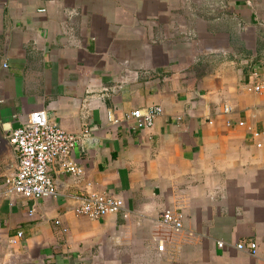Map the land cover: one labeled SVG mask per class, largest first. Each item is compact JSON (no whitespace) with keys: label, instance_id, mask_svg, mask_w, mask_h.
I'll return each instance as SVG.
<instances>
[{"label":"crops","instance_id":"obj_1","mask_svg":"<svg viewBox=\"0 0 264 264\" xmlns=\"http://www.w3.org/2000/svg\"><path fill=\"white\" fill-rule=\"evenodd\" d=\"M263 77L264 0H0V264H264ZM150 106L154 127L133 129ZM40 110L88 130L71 154L84 176L54 167L56 197L9 199V134ZM86 190L119 196L128 219L75 216ZM165 210L182 230L159 255ZM248 242L256 259L235 249Z\"/></svg>","mask_w":264,"mask_h":264},{"label":"built area","instance_id":"obj_2","mask_svg":"<svg viewBox=\"0 0 264 264\" xmlns=\"http://www.w3.org/2000/svg\"><path fill=\"white\" fill-rule=\"evenodd\" d=\"M188 37H192L191 34ZM7 65L4 64L3 68ZM252 78H258L257 73ZM264 78V77H263ZM263 89V83L252 85L247 92L258 94ZM121 91L118 84L112 88H103V94H116ZM229 105H223V113L229 114ZM162 114L160 106H150L132 111L126 118L133 124L135 130H149L154 127L155 120ZM111 120V115H107ZM178 121L180 118L177 119ZM242 126L243 123H239ZM88 130H83L79 135L68 134L54 124L45 110L33 112L28 115L25 122L9 134V143L14 149L18 166L14 173L5 178L4 196L9 199H23L26 201H39L57 196V186L50 176V170L57 167V171L70 175L75 181L84 176V171L72 159L71 154L77 147H82ZM260 147V146H258ZM86 189L89 185H86ZM70 199L75 203L73 214L98 220L107 215H120L128 219L130 213L124 201L111 193H95L88 190L75 194ZM32 212V211H31ZM152 227L154 234L152 241L157 245V252L161 255L165 246L170 244L174 235L182 230V216L178 212L165 210L157 217ZM23 234L17 233L15 239H21ZM10 244H16L11 239ZM218 249L223 248V243H216ZM235 249L245 253L253 259L257 257V247L254 242L238 243Z\"/></svg>","mask_w":264,"mask_h":264}]
</instances>
